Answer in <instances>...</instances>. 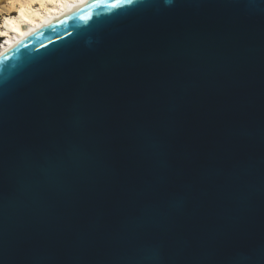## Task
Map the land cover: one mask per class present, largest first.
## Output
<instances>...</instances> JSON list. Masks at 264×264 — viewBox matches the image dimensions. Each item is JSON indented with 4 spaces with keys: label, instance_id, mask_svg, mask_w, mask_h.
Here are the masks:
<instances>
[{
    "label": "water",
    "instance_id": "1",
    "mask_svg": "<svg viewBox=\"0 0 264 264\" xmlns=\"http://www.w3.org/2000/svg\"><path fill=\"white\" fill-rule=\"evenodd\" d=\"M0 61V264H264V0H87Z\"/></svg>",
    "mask_w": 264,
    "mask_h": 264
},
{
    "label": "bare ground",
    "instance_id": "2",
    "mask_svg": "<svg viewBox=\"0 0 264 264\" xmlns=\"http://www.w3.org/2000/svg\"><path fill=\"white\" fill-rule=\"evenodd\" d=\"M86 1L0 0V15L4 19L0 37L7 38V43L0 45V55L28 35L44 28Z\"/></svg>",
    "mask_w": 264,
    "mask_h": 264
},
{
    "label": "snow or ice",
    "instance_id": "3",
    "mask_svg": "<svg viewBox=\"0 0 264 264\" xmlns=\"http://www.w3.org/2000/svg\"><path fill=\"white\" fill-rule=\"evenodd\" d=\"M97 3H107L109 0H95ZM110 2L115 6V5H121L123 7H131L134 4L138 2V0H110ZM2 63V61H0Z\"/></svg>",
    "mask_w": 264,
    "mask_h": 264
},
{
    "label": "rangeland",
    "instance_id": "4",
    "mask_svg": "<svg viewBox=\"0 0 264 264\" xmlns=\"http://www.w3.org/2000/svg\"><path fill=\"white\" fill-rule=\"evenodd\" d=\"M2 20H4L3 19V17L0 15V31H1V29H2V22H3V24H4V21H2ZM2 32V31H1Z\"/></svg>",
    "mask_w": 264,
    "mask_h": 264
},
{
    "label": "built area",
    "instance_id": "5",
    "mask_svg": "<svg viewBox=\"0 0 264 264\" xmlns=\"http://www.w3.org/2000/svg\"><path fill=\"white\" fill-rule=\"evenodd\" d=\"M1 46H3V45H1Z\"/></svg>",
    "mask_w": 264,
    "mask_h": 264
}]
</instances>
